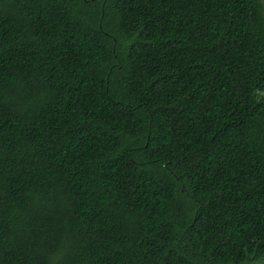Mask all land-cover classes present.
Here are the masks:
<instances>
[{
	"label": "trees",
	"instance_id": "obj_1",
	"mask_svg": "<svg viewBox=\"0 0 264 264\" xmlns=\"http://www.w3.org/2000/svg\"><path fill=\"white\" fill-rule=\"evenodd\" d=\"M0 264H264V0H0Z\"/></svg>",
	"mask_w": 264,
	"mask_h": 264
}]
</instances>
